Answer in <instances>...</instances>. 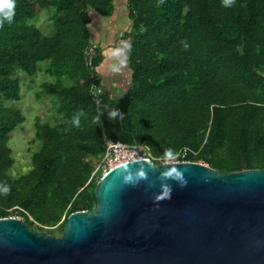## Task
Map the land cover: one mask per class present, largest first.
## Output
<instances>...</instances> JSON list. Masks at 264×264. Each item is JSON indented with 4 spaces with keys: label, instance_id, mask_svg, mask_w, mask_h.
<instances>
[{
    "label": "trees",
    "instance_id": "obj_1",
    "mask_svg": "<svg viewBox=\"0 0 264 264\" xmlns=\"http://www.w3.org/2000/svg\"><path fill=\"white\" fill-rule=\"evenodd\" d=\"M126 10L130 83L112 97L89 25L111 17L114 0H16L12 22L0 27V185L11 189L0 194V218L16 213L60 236L71 213L96 207L108 143L141 146L153 159L186 148L184 161L222 173L264 169V0H127ZM20 72L50 78L39 88L54 122L36 118L31 168L12 177L8 143L25 117L6 102L21 99ZM112 109L123 119H109Z\"/></svg>",
    "mask_w": 264,
    "mask_h": 264
},
{
    "label": "water",
    "instance_id": "obj_2",
    "mask_svg": "<svg viewBox=\"0 0 264 264\" xmlns=\"http://www.w3.org/2000/svg\"><path fill=\"white\" fill-rule=\"evenodd\" d=\"M171 168L186 184L167 181L170 198L155 201ZM94 194L96 207L71 213L58 237L0 218V264H264V169L143 156L109 169Z\"/></svg>",
    "mask_w": 264,
    "mask_h": 264
},
{
    "label": "rangeland",
    "instance_id": "obj_3",
    "mask_svg": "<svg viewBox=\"0 0 264 264\" xmlns=\"http://www.w3.org/2000/svg\"><path fill=\"white\" fill-rule=\"evenodd\" d=\"M115 4L118 8H121L119 11L123 10L126 0H115ZM45 17L40 16L37 21V25L42 29L44 33L48 31L46 23H44ZM91 39V38H90ZM92 42V41H91ZM120 80L122 83H125V91L129 87L130 83V70L128 68V63L126 61L125 65L121 67L120 71ZM18 77L21 78V99L18 102H6L7 105L11 107H16L21 110L22 114L25 117V122L18 126L11 134L10 140L8 143L9 148L12 152V157L14 159V165L10 170V175L12 177H17L21 174L27 173L30 166L31 155L38 148L39 142H32L34 138V124L36 118H39L41 121H50L51 123L54 120L49 119L52 109L50 106V97L40 94L39 85L48 81L50 78L46 75L38 73L31 81L26 74L23 72L18 73ZM114 77L110 80L114 82ZM126 147V146H125ZM122 150V149H121ZM107 163V161L105 162ZM204 164V163H202ZM99 165V164H98ZM105 170H103L104 174ZM12 217H18L21 220V216L16 213L12 214ZM34 225H37L36 223Z\"/></svg>",
    "mask_w": 264,
    "mask_h": 264
},
{
    "label": "crops",
    "instance_id": "obj_4",
    "mask_svg": "<svg viewBox=\"0 0 264 264\" xmlns=\"http://www.w3.org/2000/svg\"><path fill=\"white\" fill-rule=\"evenodd\" d=\"M115 2L114 0L115 11L111 17L102 18L95 15L91 17V23L89 25L92 44L98 46L103 54L102 63L96 71L101 77V83L111 93L112 97H117L123 93L126 85L122 81L119 82L121 72L112 71V65L116 61L111 57L110 52L116 48H123L124 44L130 43L129 40L124 38V35L128 32L131 24L128 19L126 3L123 10L119 11L121 8H118ZM125 52L127 61L129 50L125 49ZM110 77L115 78L114 82L109 83L108 79L110 80Z\"/></svg>",
    "mask_w": 264,
    "mask_h": 264
},
{
    "label": "clouds",
    "instance_id": "obj_5",
    "mask_svg": "<svg viewBox=\"0 0 264 264\" xmlns=\"http://www.w3.org/2000/svg\"><path fill=\"white\" fill-rule=\"evenodd\" d=\"M162 2L163 0H161V3ZM234 4H235V0H222V5L224 7H231ZM15 8H16V0H0V27H3L5 21H7L8 23L12 22L15 15ZM183 46L185 50L188 48V45L186 43ZM130 48H131L130 44H124L123 48H116L114 50H111L110 55L116 61L112 65L113 72L121 71V67L124 66L126 63L125 49L130 50ZM117 116H119L120 119H123V113H121L119 109H112L109 112V119H115ZM72 124H74L76 127L80 126V119L78 116L73 118ZM164 155L165 158L171 160V159H175L178 154L174 153L172 149H167ZM161 176H163L164 182L160 183V192L154 196L155 201H161L170 198L171 186L167 183V181L169 180L177 181L180 183L182 187L186 184V181L183 180L182 173L178 171L176 168H171L161 173ZM136 177H137L136 183H138L140 180H146L148 178L147 173L143 169L137 171ZM124 179L125 182H128L131 180V176L130 175L125 176ZM157 179L159 180L160 178L157 177ZM10 190L11 189L7 184L0 185V194L7 196Z\"/></svg>",
    "mask_w": 264,
    "mask_h": 264
},
{
    "label": "built area",
    "instance_id": "obj_6",
    "mask_svg": "<svg viewBox=\"0 0 264 264\" xmlns=\"http://www.w3.org/2000/svg\"><path fill=\"white\" fill-rule=\"evenodd\" d=\"M91 92L93 98H97L98 94L100 93V88L96 87L95 85L91 86ZM122 149V150H121ZM189 150L186 148L180 149L176 154L175 159H167L165 157L163 158H158V159H153L150 154L146 151L141 146H133V147H125L121 144H107L106 148V154L104 158L98 163L99 165L96 166V170L98 168H102L105 170L104 173H106L109 169L122 164V163H127L130 161H134L137 159H142L143 156H146L150 158L152 161L156 160L162 163H180V162H188L184 161L185 157L189 154ZM107 161V163H105ZM95 170V171H96ZM21 210V209H20ZM11 211V210H10ZM23 211V210H21ZM17 218L18 217H14ZM31 219V218H30Z\"/></svg>",
    "mask_w": 264,
    "mask_h": 264
},
{
    "label": "bare ground",
    "instance_id": "obj_7",
    "mask_svg": "<svg viewBox=\"0 0 264 264\" xmlns=\"http://www.w3.org/2000/svg\"><path fill=\"white\" fill-rule=\"evenodd\" d=\"M93 60V59H92ZM131 162V161H130Z\"/></svg>",
    "mask_w": 264,
    "mask_h": 264
}]
</instances>
